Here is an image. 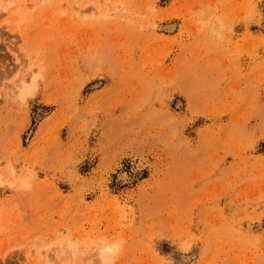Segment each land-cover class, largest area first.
<instances>
[{
  "label": "rangeland",
  "instance_id": "rangeland-1",
  "mask_svg": "<svg viewBox=\"0 0 264 264\" xmlns=\"http://www.w3.org/2000/svg\"><path fill=\"white\" fill-rule=\"evenodd\" d=\"M0 264H264V0H0Z\"/></svg>",
  "mask_w": 264,
  "mask_h": 264
},
{
  "label": "bare ground",
  "instance_id": "bare-ground-1",
  "mask_svg": "<svg viewBox=\"0 0 264 264\" xmlns=\"http://www.w3.org/2000/svg\"><path fill=\"white\" fill-rule=\"evenodd\" d=\"M1 9H2V8H1ZM6 10H7V9H6ZM119 178H120V177H119ZM100 255H101V254H100ZM110 256H111V252H110V250L103 251V252H102V255H101L103 263H106V261H108V259L110 258Z\"/></svg>",
  "mask_w": 264,
  "mask_h": 264
}]
</instances>
